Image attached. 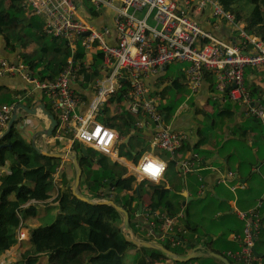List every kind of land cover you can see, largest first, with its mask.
Segmentation results:
<instances>
[{
	"label": "built area",
	"instance_id": "1",
	"mask_svg": "<svg viewBox=\"0 0 264 264\" xmlns=\"http://www.w3.org/2000/svg\"><path fill=\"white\" fill-rule=\"evenodd\" d=\"M78 1L80 5H78ZM23 0L25 9L43 19V31L48 36L63 39L72 51H84L85 63L100 59L104 72L94 79L95 94L87 101L76 92L74 83L85 81L80 65L73 57L55 80L42 81L35 78L28 65L18 59L0 55V77L20 75L31 84L32 89L40 90L49 99L51 109L56 112L58 124L54 140L61 134L74 141L92 147L107 156L114 157L119 133L116 129L97 121L103 112V105L118 89L128 87L130 102L128 112L137 119L138 127L153 124V145L171 152L181 147L186 135L172 130L165 124V114L160 110L159 95L152 93L148 80L158 75L174 61L185 62L184 67L189 96L200 91L205 73L215 77V90L222 100L232 101L246 107V114L259 119L264 125V103L252 97L246 84L245 71L249 67L264 65V43L250 36L237 22L234 14L225 11L220 0H86L100 15L108 11L113 27L104 24L97 27L86 14L88 8L83 0ZM209 11L213 16L225 19L233 29L239 31L243 41L235 43L217 37L205 29L200 19ZM16 104L0 105V134L6 129ZM144 114V117L141 116ZM64 142V141H63ZM144 158L137 163L136 179L158 182L164 175L167 165L158 177H151L142 171ZM160 160V159H158ZM162 161V160H161ZM201 164L198 154L181 162L185 171H193ZM234 173L220 175L218 183L234 179ZM201 194L208 188L205 177L199 175ZM232 190L236 186L231 187ZM255 210L240 211L245 220L243 232L237 237L238 248L228 252L229 258L237 264L263 263L256 255L253 244L261 228L259 207ZM184 212L169 215L154 211L144 204L141 213L136 215L133 236L157 243L169 242L174 247H186L187 243L179 234L186 232L180 224ZM140 234L143 238H140ZM28 236L27 230L20 228L18 240ZM196 245V244H195Z\"/></svg>",
	"mask_w": 264,
	"mask_h": 264
},
{
	"label": "trees",
	"instance_id": "2",
	"mask_svg": "<svg viewBox=\"0 0 264 264\" xmlns=\"http://www.w3.org/2000/svg\"><path fill=\"white\" fill-rule=\"evenodd\" d=\"M22 4L23 0L0 2V33L5 35L6 50L14 56L23 57L34 76L42 81L55 80L59 72L66 67L70 57L80 65L85 76L83 83L90 84L91 79L101 75L102 69L97 64L99 59L94 58L92 63H85L84 51H72L63 39L46 35L41 29H35L33 23H24L20 14L24 10ZM220 4L225 11L234 14L237 22L244 24L243 29L247 34L260 38L264 43V0H220ZM88 11L91 19L107 15L106 11L100 15L92 6L88 7ZM29 16L32 17L31 14ZM35 40L42 41L39 48L37 43H34ZM32 44L33 51L27 53L29 56H24L27 46ZM249 74L264 75V65L249 67L245 71L246 84L252 97L264 103V87L256 84L250 86L247 79ZM178 80L179 78H176L175 82ZM128 90L127 86L118 89L109 97L107 103L119 105L128 99ZM29 95L26 90L19 91L13 103L28 97L30 104H35L37 95ZM46 108L56 115L51 106L46 104ZM160 110L167 115L174 111V106H160ZM141 116L144 117V114L141 113ZM101 118L105 126L123 129L121 136L130 135L128 144H119L130 148L127 155L131 158V138L138 135L143 126L138 127L137 119L121 108L109 118L102 112ZM19 121L17 120L11 131L0 139V256L18 242L17 233L20 228H27L28 237L21 242V258L15 264H125L123 255L132 247L141 248L145 253L155 250L136 246L125 239L120 230L122 214L114 207L87 203L76 198L71 190L74 177L67 180V187L61 189L51 200L58 201L56 219L47 225L39 222L41 213L38 206L51 202L48 201L52 196L48 186L61 159L38 153L16 128ZM55 143L59 144V141ZM82 146L78 141H74L72 145V150L78 153L82 167L79 189L84 185L88 189L86 193L79 190L81 193L91 199H113L129 212L131 219L139 213L140 205L144 201L142 183H146L151 191L149 205L152 212L160 210L169 215L178 214L177 205L173 200H169V189L165 186L151 181L138 182L133 175L125 176L127 167L116 161L112 162L109 156L96 149L97 158L85 156L81 150ZM136 146L141 148L137 151L138 154L144 151L139 144ZM130 225L132 227V223ZM188 235L189 232L186 231L178 236L185 240L186 247H174L169 242L162 243L170 250L180 248L181 252L177 254L184 255L196 241V238L190 239ZM175 262L189 264L192 261ZM146 264L153 263L149 261Z\"/></svg>",
	"mask_w": 264,
	"mask_h": 264
},
{
	"label": "crops",
	"instance_id": "3",
	"mask_svg": "<svg viewBox=\"0 0 264 264\" xmlns=\"http://www.w3.org/2000/svg\"><path fill=\"white\" fill-rule=\"evenodd\" d=\"M106 13L107 15L103 14L99 18L91 19L92 22L98 26L109 24L111 27H113V22L111 18H109L108 11H106ZM200 22L205 29L213 32L217 37L221 39L232 41L235 43H241L243 41L239 31L233 29L232 26L225 19L215 17L211 13H209V11H206V14L200 19ZM258 39L261 40L260 38ZM6 47L7 46L5 39L0 34V55L9 59L15 58L16 56H14V54H10L6 50ZM184 67H181L180 73L168 79V84H172V86L176 89L178 97L185 95L188 90V89L186 90V77H185ZM168 69L169 66L165 67V69L160 74L149 78L147 83L152 91H156V92L162 91L161 85L165 84V81H163L162 78L167 73ZM208 74H210L211 76H208ZM95 78L91 79L90 84L83 83L82 81H76L73 84L74 88L76 89V92L81 96H83L87 101H89L95 94V84H94ZM176 78H179L177 82H175ZM247 79L250 86L256 84L264 87V75L262 74H249L247 76ZM183 88H185L186 92L183 90ZM4 89H10L17 92L26 90L27 94H30L29 97L33 93L37 95L36 96L37 99L34 100L35 104L31 105L30 104L31 100L28 99L27 97L26 100L24 99L23 101L21 100L18 103H15L16 107L17 104L20 103L30 108L35 107L39 104H44L45 109H47L46 104L50 106V102L47 96L44 93L41 94L40 90L31 89L28 83L20 75H10V76L0 77V91H3ZM40 94L41 96H39ZM187 95L188 93L185 95V98ZM42 97L43 99H41ZM44 98H46V102H43ZM191 98H192V103L190 106H192L193 108L188 106L180 112H175L174 110L172 112L173 115L172 120L170 121L169 124H167L172 130L181 131L186 135L185 139L182 141L181 147L176 151V153L174 155L166 156L164 153H162V151L161 152L157 151L156 150L157 148L152 146L154 129L151 128L150 125H146V126L144 125L142 130H139V133L137 132L139 134V137L146 142L145 144H143L144 146L142 144H139L144 148V151L140 152L141 155L140 153L139 154L137 153V151L140 150L141 148L137 147L136 150L132 151L133 158H131L130 160L126 159L125 157L124 158L116 157L118 160L116 161V159L113 157L114 161L127 167L128 171L125 174V176L128 175L136 176L137 163L144 158L157 157L158 159L164 161L167 165L166 171L163 177L158 182L155 183L163 185L165 186L166 189H169V197H168L169 200H173L175 205L180 206V208L188 206L190 201L193 200L195 194L197 193V188L199 191V186H200V182L198 178L199 175H203L205 177V181L209 189L210 187H214L216 184H219L217 180L220 175L227 176L229 172L234 173L235 176L234 179L238 178L240 183L246 184L248 182V178H246V175L247 173L250 172L252 173L251 177L254 175H258L259 178L258 186L264 189V129L262 127H256L254 125V122L249 121L250 119L253 118L246 114V107H244L243 105L236 104L232 101L222 100L221 94L217 93L215 90V77L209 72L205 75L200 91L195 95L190 96L189 99ZM211 100H214L218 104H220V107L215 110V107L212 106V104L210 106H207ZM1 104H8V103H1ZM198 107H203L215 113L214 117H212L211 120L207 121L210 123V126L212 127H214L217 124V122L219 123L215 131H211V132L208 131L205 132V134L201 133L202 124H204L205 119L203 118L201 122V119L197 118L198 115H196L195 109ZM40 109L41 108H38V113H36L35 115H31L27 113L23 108L19 109L18 111L19 118L17 120L20 121L16 125V128L21 133V135L27 140L32 141V138L38 131L47 128L49 125V119H47V117L41 112ZM224 109L228 110L226 112H230L229 120L225 119L228 118V116H226L225 113L224 114L222 113L225 111ZM254 120L258 121L259 119L256 118ZM261 124L263 125L262 122ZM116 130L119 133V139L117 144H119L120 141H121L120 143H123V140L127 138L130 139V135L121 136V133H123V129L116 128ZM55 135H57V133L55 134L53 133V136L50 137V139L38 135L34 137L35 138L34 145H36L41 149H46L49 152L73 151L72 150L73 144H71L70 142V138L68 137L69 135L64 136V134H61L60 137H63L61 139L62 141H60L59 139L54 140L53 137ZM243 136L246 138L250 137L249 143H251V145H253L254 147L252 148V155L249 156L247 155L248 158L246 157V159H248V170L245 172V169L242 167L241 168L242 173L244 172L245 173L243 174V176H241L239 172L240 171L239 166L237 164H232L233 156L231 155H234L236 153V149L235 150L233 149V152L230 153L227 152V146L229 139L242 140ZM56 141H59V144L55 143ZM147 143L151 144L152 149H145ZM194 153L199 155L201 159V164L197 166L196 169H194L193 171L187 172L181 166V162L191 158L194 155ZM72 177H75V170L72 165V161L70 159H61L59 166L57 167V170L53 175V180H52L60 183L59 185L60 188L58 192L61 189L64 190L67 187L66 181L70 180ZM79 190L81 192L86 193L88 189L87 186L84 185ZM148 191L144 189V192H148ZM150 192L151 191L148 192L149 198L151 196ZM56 195L57 193L52 194V196L48 199V201H51L54 197H56ZM214 195L216 196L215 193ZM148 200L143 201L142 204L143 205L149 204ZM49 204L57 208L58 201H51ZM261 206L262 203L260 207ZM251 207H253L252 204H250L247 209L241 211L246 212V210L250 208L249 209L250 212L256 209L254 207H253L254 209ZM234 209L235 208H233V211ZM243 222H244L243 224L244 227L246 222L245 220H243ZM261 226H262V222H261ZM261 229H263V227H261ZM234 237L235 236L232 237V240L233 242H236L237 244L236 248H238L239 243L237 240H235ZM196 246H198V248H200L201 246V248L199 249V251L201 250V252L206 253L205 249L202 247H205L206 249L213 251L209 249L207 244H205V241H200L199 244L196 245L194 244V246L191 247V249L185 251L186 253L184 255L189 254L191 251H193V249ZM213 252L221 254L218 251H213ZM205 255L208 254L206 253Z\"/></svg>",
	"mask_w": 264,
	"mask_h": 264
},
{
	"label": "rangeland",
	"instance_id": "4",
	"mask_svg": "<svg viewBox=\"0 0 264 264\" xmlns=\"http://www.w3.org/2000/svg\"><path fill=\"white\" fill-rule=\"evenodd\" d=\"M0 2L4 3V0H0ZM83 4L87 8L90 7L89 3L86 0H83ZM22 8L25 9L24 5H22ZM20 14H21V19L24 23H33V26L35 29L37 30L41 29V31H43L42 17L37 16V15H32L30 13V10H22ZM29 14H31L32 17L29 16ZM86 18L91 19L89 14H86ZM0 34L3 37H5L4 34L2 33ZM34 43H37V46L39 48L41 46L42 41L35 40ZM31 46L33 47L34 45L32 44V45L27 46L24 56H29L27 53L33 51ZM20 58L22 61H24L23 57H20ZM97 64H98V67L102 68L100 59L99 61H97ZM186 65L187 64L185 62H180V61H174L167 65L169 66V69L167 70V73L162 78L163 81H165V84L161 85L163 95H161V91L154 92L155 94L160 93L159 95L160 106L165 107L166 105L171 104L174 106L175 112H180L184 108L191 105L192 98L189 99L190 96H189V91L187 90V82H186V90H187L188 95L186 96V98H185V95L187 93L181 97H178L176 89L172 86V84H168V79L180 73L181 67H184ZM34 77L37 78L36 76ZM28 85L32 89L31 84L28 83ZM183 90L186 92L185 88H183ZM18 95H19V92L17 91H13L10 89H4L3 91H0V104L1 103L12 104L16 100ZM41 99H43V97ZM43 102H46V98H44ZM129 104H130L129 100H124L123 102L119 103V105L118 104H108V103L104 104L103 112L105 114V117L109 118L110 116H112V114L116 113L119 108L127 110ZM211 104L212 106L215 107V110L220 107V104H218L214 100H211L207 106H210ZM190 107L193 108L192 106ZM195 111H196V115H198L197 118H200L201 122L203 118L205 119L204 124L201 123L202 124V128H201L202 134H205V132H208V131L211 132V131L216 130V127L219 125L218 122L214 127L210 126V123L207 122L208 120H211L212 117H214L215 113L203 107H198L195 109ZM226 111L228 110H225L222 113L223 114L225 113L226 116H228V118H225V119L229 120L230 112H226ZM54 116L57 118V115H54ZM172 117H173L172 113L167 114L165 116V124H169L170 121L172 120ZM251 117L255 118L254 116H251ZM97 121L103 123V119L101 118V115L97 117ZM249 121L254 122V125L256 127H262L264 129V126L261 124L259 120L255 121L254 119H250ZM150 126L151 128H153L152 123H150ZM122 134L123 133H121V135ZM249 138L250 137L246 138L243 136L242 140H238V139L228 140L227 152L231 153L233 152V149L234 150L236 149V153L234 155H231L233 156L232 164H237L239 166L240 168L239 172L241 176H243V174L248 170V159H246V157L248 158L249 155H252V148L254 147L253 145H251V143H249ZM9 139L11 140V138ZM27 142L32 144V141L30 140H28ZM145 143L146 142L143 141L139 137V134H138V135L132 136L131 141H130V146L132 147V150H135L137 148L136 146L137 144L143 145ZM152 146L157 148L156 149L157 151L159 152L162 151V153H164L166 156L172 155L171 152L165 149H162L157 145L152 144ZM152 146L150 143H147L145 149H152ZM129 151H130V148L124 147L121 144H119L116 146V149H114V156L120 157V158L125 157L126 159L130 160L131 158H133V156L130 158L127 155ZM87 152H88V156L92 159L93 158L95 159L98 157L96 150L92 147H87ZM109 160L114 162L113 157L111 156H109ZM242 167L245 169L244 173H242V170H241ZM251 175L252 173L250 172L247 173L246 178H248V182L246 184L240 183L238 178H236L234 180L228 181L226 184L219 183V184H216L214 187H210L209 189L207 188L203 194H201L197 188V193L195 194L193 200L190 201L188 206L180 208V206L177 205L176 210L178 211L181 210L185 214V217H183L180 220V224L186 229L187 232H189L188 238L190 239L196 238V240H198L199 242L205 241V244H207L209 249L213 251H218L219 253H222V255L229 257L228 252L230 250H235L237 246L236 242H233L232 237L235 236L234 238L235 240H237V237L242 234V230H243L244 222L239 216V211L247 209L250 204H252L253 207L256 208L258 204L260 203L259 201H261L262 206L260 207V209L259 208L258 209H259L260 218L262 219L261 227H263V229H260L256 235V240L254 242V248L259 253L264 252V245H263L264 244L263 243L264 241V189L258 186V181H259L258 175H254L252 177ZM74 178H73V181H74ZM144 181H148V180H144ZM59 185L60 183L55 182V181H52L49 184L48 189L50 190L49 192L51 195L58 193V190L60 188ZM232 186H236V189L232 190L231 189ZM147 188H148V184L142 183V191L144 192V189L149 190ZM195 190H196V187H195ZM214 193L216 194V196L214 195ZM148 198H149V193L144 192V194L142 195V199L144 201H147ZM233 208H235L234 211H233ZM249 209L246 210V212H248ZM38 211L41 213L39 222H42L47 225L53 222L54 219H56L57 217L56 214L58 210L56 207H53L51 204L48 203V204H43L41 206H38ZM181 211H179L178 213H180ZM260 211H261V214H260ZM135 219H136V216L130 219V223H132V227L130 225V234L132 235H133V224H134ZM137 235L141 236L140 234H137ZM21 242L22 241H18L16 244L11 246L7 251H5L0 256V261L2 260L0 264H15L19 262L21 258L20 252L22 249ZM172 251L176 253L181 252L180 248H173ZM230 260L234 264H237L231 258ZM123 261L125 264H146L149 261H151L153 264H177L169 256L165 255L161 251L154 250L152 252L145 253L141 248H136V247H132L123 255ZM191 261L192 262H190L189 264L191 263L192 264H221L218 261L211 258L209 255H204V256L192 259Z\"/></svg>",
	"mask_w": 264,
	"mask_h": 264
},
{
	"label": "water",
	"instance_id": "5",
	"mask_svg": "<svg viewBox=\"0 0 264 264\" xmlns=\"http://www.w3.org/2000/svg\"><path fill=\"white\" fill-rule=\"evenodd\" d=\"M78 5H80L79 1H78ZM12 62L17 64L18 58L15 57L12 60ZM102 73L105 75L107 74V72H104V71ZM22 108L27 113H29L31 115H35L36 113H38V108H41L40 109L41 112L47 117V119H49V125L47 128H44V129L38 131L34 135V137L41 135V136H44V137H47L48 139H50V137L53 136V133L56 130V127L58 124L57 118L52 113H50L47 109H45L44 104H39L35 107L30 108V107H27L26 105L21 104V103L17 104V109L14 110V112H13V114H12V116L8 122L7 129L3 132L2 135H0V139L5 137L11 131L14 123L19 118V112L18 111H19V109H22ZM34 137L32 138V144L38 153L49 156V157H53V158L70 159L72 161V165H73L74 170H75V178H74V181L71 185V190H72L73 195L76 198H78L79 200H82L84 202H87V203L110 205L122 214V225H121L120 230L128 242H131L134 245L139 246V247H145V248H150V249H155V250L161 251L165 255L169 256L173 261L186 262V261H190L192 259L204 256L207 253L208 255H211V256L219 259L224 264H233L224 255L210 251V250L206 249L205 247H202V248L205 249L206 253L201 252V250L199 251V249L201 248L202 245L200 246V248H198V247L196 249L194 248L193 251H191L187 255H179L176 252L168 249L167 247H165L161 243L146 241V240H142V239H138V238L134 237L132 234H130V215H129V212L123 206L117 204L113 199H107V198L96 199V200L91 199L89 196H87V195H85L79 191V186H80V182H81V175H82V167L79 163L78 153L75 151H72V152H49L46 149H41V148L37 147L36 145H34L35 144L34 143V139H35ZM128 140H129V138L123 140V143H125V144L128 143ZM81 150L85 156H88L86 145H83ZM142 206H143V204L141 203L139 212H142ZM255 254L264 256V253H259L257 251H255Z\"/></svg>",
	"mask_w": 264,
	"mask_h": 264
},
{
	"label": "clouds",
	"instance_id": "6",
	"mask_svg": "<svg viewBox=\"0 0 264 264\" xmlns=\"http://www.w3.org/2000/svg\"><path fill=\"white\" fill-rule=\"evenodd\" d=\"M19 60L20 57L16 56ZM14 58L11 59V61L13 60ZM103 71H101L102 73ZM128 111V110H127ZM165 114V113H164ZM3 134V133H2ZM165 168V163L161 160H158V159H148L147 162L143 163L142 165V171L147 174V175H150L151 177L155 178V177H158L164 170ZM142 209H143V206H142ZM141 213V212H139ZM27 230V228H24ZM27 233H28V230H27ZM28 237V236H27ZM17 239H18V234H17ZM27 239V238H26ZM25 240V239H24ZM19 241V240H18ZM197 242V243H196ZM195 244H199L198 241H196ZM163 244V243H161ZM164 245V244H163ZM165 246V245H164ZM198 246L195 247V249L197 248ZM255 252V251H254ZM260 256V255H258ZM226 257V256H225ZM228 258V257H227ZM229 259V258H228ZM230 260V259H229ZM231 261V260H230ZM232 262V261H231ZM234 264V263H233Z\"/></svg>",
	"mask_w": 264,
	"mask_h": 264
},
{
	"label": "flooded vegetation",
	"instance_id": "7",
	"mask_svg": "<svg viewBox=\"0 0 264 264\" xmlns=\"http://www.w3.org/2000/svg\"><path fill=\"white\" fill-rule=\"evenodd\" d=\"M260 229H261V228H260ZM255 240H256V237H255ZM255 240H254V242H255ZM263 243H264V241H263ZM263 243H262V244H263ZM263 245H264V244H263ZM253 250H254V251H257V250L254 248V244H253ZM257 252H258V251H257ZM262 253H264V252H262ZM260 257H262V258L264 259V256H261V255H260ZM263 262H264V260H263Z\"/></svg>",
	"mask_w": 264,
	"mask_h": 264
}]
</instances>
